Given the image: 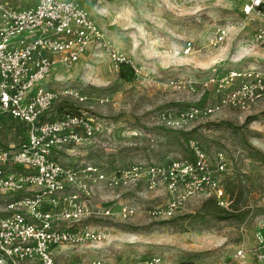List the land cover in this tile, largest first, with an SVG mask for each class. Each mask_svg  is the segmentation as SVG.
<instances>
[{"label":"rangeland","instance_id":"rangeland-1","mask_svg":"<svg viewBox=\"0 0 264 264\" xmlns=\"http://www.w3.org/2000/svg\"><path fill=\"white\" fill-rule=\"evenodd\" d=\"M6 1L24 7L36 0L0 3ZM78 2L96 21L102 40L78 62L59 65L46 86L59 93L51 115H57L59 106L73 105L93 121L95 134L83 146L56 149L54 158L65 167L90 164L112 172L189 158L187 144L193 139L213 161L217 153H225L228 172L221 175L223 186L240 183L249 212L214 220L201 210L210 197L200 195L189 198L173 218H156L149 211L164 207L171 198L164 187L110 191L100 185L93 205L110 203L116 212L126 206L137 213L126 221L116 216L84 223L106 235L105 241L58 248L57 263L104 258L115 264H148L159 258L160 264H264V100L250 111L226 108L177 129L163 120L168 112L175 116L192 105H217L223 90L203 86L212 76L264 69V48L243 58L247 42L261 25L242 29L246 16L235 0ZM219 28L231 29L234 36L227 46L215 48L212 41ZM189 42L193 48L185 54ZM113 53L134 62L132 82L119 78ZM19 134L12 126H0V149L18 146ZM6 200L0 197V203Z\"/></svg>","mask_w":264,"mask_h":264},{"label":"built area","instance_id":"built-area-1","mask_svg":"<svg viewBox=\"0 0 264 264\" xmlns=\"http://www.w3.org/2000/svg\"><path fill=\"white\" fill-rule=\"evenodd\" d=\"M235 1L242 4L248 24L261 25L244 48L246 58L264 48V0ZM232 35L231 29L219 28L212 46H227ZM100 40L96 21L78 0H36L24 7L0 3V126L20 131L18 146L0 149V197L7 198L0 203V264H58V248L105 241L106 235L84 223L116 216L126 221L137 211L121 206L116 212L110 203L93 205L100 185L110 191L164 187L171 198L164 207L149 211L156 218H173L189 198L200 195L214 197L225 209L231 205L221 181V175L228 172L227 156L219 152L213 161L193 139L187 144L192 158L141 163L112 172L90 164L65 167L54 158L58 148L92 141L95 126L85 115L62 114L49 120L60 99L46 83L59 65L78 62ZM192 48L187 43L185 54ZM111 56L117 69L129 63L136 70L125 55ZM210 85L223 90L221 101L214 106L192 105L175 116L168 112L163 120L171 129L226 108L250 111L264 100V69L212 76L203 83L204 88ZM160 262L153 258L148 264ZM68 264L115 263L95 258Z\"/></svg>","mask_w":264,"mask_h":264},{"label":"trees","instance_id":"trees-1","mask_svg":"<svg viewBox=\"0 0 264 264\" xmlns=\"http://www.w3.org/2000/svg\"><path fill=\"white\" fill-rule=\"evenodd\" d=\"M118 75L122 81L132 82L135 79L136 70L129 63H121L118 68ZM64 110H66V112H63ZM57 111L60 113V115L71 114L83 116V114H80L77 108L73 107V105L67 106V108L59 106ZM58 112L57 115H59ZM55 118L56 116L49 114V120H54ZM189 158H192L191 153ZM260 160L262 163H264V157ZM224 188L231 201L229 209L219 206L217 200L214 197H210L206 202L203 203L201 208L202 213L206 217H210L219 221H226L245 216L249 211L244 205L246 198L244 188L240 183H235L232 181H229L227 186Z\"/></svg>","mask_w":264,"mask_h":264},{"label":"crops","instance_id":"crops-1","mask_svg":"<svg viewBox=\"0 0 264 264\" xmlns=\"http://www.w3.org/2000/svg\"><path fill=\"white\" fill-rule=\"evenodd\" d=\"M252 24H256V23H252ZM259 24H260V23H259ZM248 25H250V24H248V23H247V24H244V23H243V26H244V27H246V26H248ZM243 26H242V27H243ZM233 36H234V35H232V38H231L232 40H233ZM249 56H250V55H249ZM249 56H247V57H249ZM247 57H246V58H247ZM241 58H242V57H241Z\"/></svg>","mask_w":264,"mask_h":264}]
</instances>
